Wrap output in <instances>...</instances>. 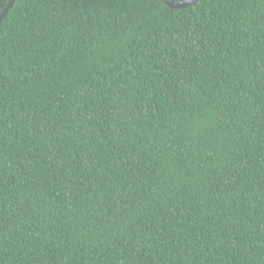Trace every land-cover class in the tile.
Returning a JSON list of instances; mask_svg holds the SVG:
<instances>
[{
    "label": "trees",
    "instance_id": "16d2710c",
    "mask_svg": "<svg viewBox=\"0 0 264 264\" xmlns=\"http://www.w3.org/2000/svg\"><path fill=\"white\" fill-rule=\"evenodd\" d=\"M0 264H264V0H15Z\"/></svg>",
    "mask_w": 264,
    "mask_h": 264
},
{
    "label": "water",
    "instance_id": "95a60500",
    "mask_svg": "<svg viewBox=\"0 0 264 264\" xmlns=\"http://www.w3.org/2000/svg\"><path fill=\"white\" fill-rule=\"evenodd\" d=\"M15 0H8L5 8L3 9V11L0 13V22L4 19V17L7 15L9 9L11 8V6L13 5ZM163 3L171 10H175V9H183L186 8L190 5L195 4L197 1L199 0H185V1H179L177 3H174L172 0H162Z\"/></svg>",
    "mask_w": 264,
    "mask_h": 264
}]
</instances>
